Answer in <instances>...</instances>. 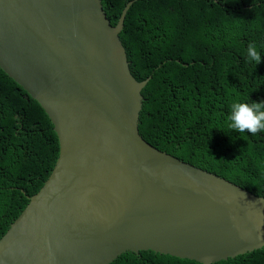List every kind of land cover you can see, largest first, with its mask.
<instances>
[{
  "label": "water",
  "instance_id": "1",
  "mask_svg": "<svg viewBox=\"0 0 264 264\" xmlns=\"http://www.w3.org/2000/svg\"><path fill=\"white\" fill-rule=\"evenodd\" d=\"M102 0H0V68L50 118L59 158L0 240V264H214L264 247V198L139 135L141 91Z\"/></svg>",
  "mask_w": 264,
  "mask_h": 264
},
{
  "label": "trees",
  "instance_id": "2",
  "mask_svg": "<svg viewBox=\"0 0 264 264\" xmlns=\"http://www.w3.org/2000/svg\"><path fill=\"white\" fill-rule=\"evenodd\" d=\"M132 0H102L118 25ZM120 39L139 83L138 131L151 147L264 198V131L227 129L233 102H264V0H134ZM253 44L261 61L247 57ZM59 158L54 126L0 68V240ZM112 264H200L153 251ZM214 264H264V247Z\"/></svg>",
  "mask_w": 264,
  "mask_h": 264
},
{
  "label": "clouds",
  "instance_id": "3",
  "mask_svg": "<svg viewBox=\"0 0 264 264\" xmlns=\"http://www.w3.org/2000/svg\"><path fill=\"white\" fill-rule=\"evenodd\" d=\"M247 57L258 65L261 57L256 47L249 44ZM227 129L239 133L255 134L264 131V102H233L230 105V112L226 118Z\"/></svg>",
  "mask_w": 264,
  "mask_h": 264
}]
</instances>
